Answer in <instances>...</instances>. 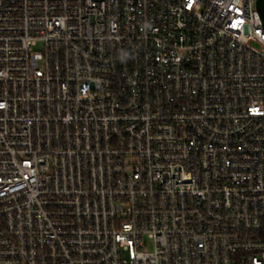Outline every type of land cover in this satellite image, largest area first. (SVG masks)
Masks as SVG:
<instances>
[{"label": "built area", "instance_id": "obj_1", "mask_svg": "<svg viewBox=\"0 0 264 264\" xmlns=\"http://www.w3.org/2000/svg\"><path fill=\"white\" fill-rule=\"evenodd\" d=\"M0 264H264L256 0H0Z\"/></svg>", "mask_w": 264, "mask_h": 264}, {"label": "water", "instance_id": "obj_2", "mask_svg": "<svg viewBox=\"0 0 264 264\" xmlns=\"http://www.w3.org/2000/svg\"><path fill=\"white\" fill-rule=\"evenodd\" d=\"M256 4H257V9L260 12L262 22L264 25V0H256Z\"/></svg>", "mask_w": 264, "mask_h": 264}, {"label": "rangeland", "instance_id": "obj_3", "mask_svg": "<svg viewBox=\"0 0 264 264\" xmlns=\"http://www.w3.org/2000/svg\"><path fill=\"white\" fill-rule=\"evenodd\" d=\"M252 45H254L255 47H258V48L261 47V46H260L258 43H256V42H253ZM148 243H149V245L152 244V242H150V241H149Z\"/></svg>", "mask_w": 264, "mask_h": 264}]
</instances>
